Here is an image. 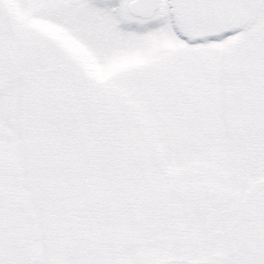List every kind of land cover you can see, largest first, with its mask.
Masks as SVG:
<instances>
[{
    "label": "snow or ice",
    "instance_id": "obj_1",
    "mask_svg": "<svg viewBox=\"0 0 264 264\" xmlns=\"http://www.w3.org/2000/svg\"><path fill=\"white\" fill-rule=\"evenodd\" d=\"M0 264H264V0H0Z\"/></svg>",
    "mask_w": 264,
    "mask_h": 264
}]
</instances>
